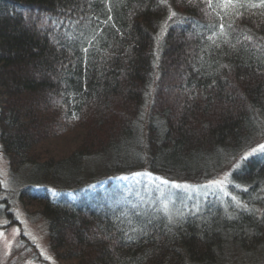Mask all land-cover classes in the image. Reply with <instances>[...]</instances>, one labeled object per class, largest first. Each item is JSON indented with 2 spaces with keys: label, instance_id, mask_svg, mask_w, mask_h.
Segmentation results:
<instances>
[{
  "label": "trees",
  "instance_id": "obj_1",
  "mask_svg": "<svg viewBox=\"0 0 264 264\" xmlns=\"http://www.w3.org/2000/svg\"><path fill=\"white\" fill-rule=\"evenodd\" d=\"M89 120L103 142L90 130L85 149L56 161L35 149L47 133ZM263 120L261 0H0V146L35 178L69 180L84 152L132 153L139 129L151 171L204 179ZM233 176L250 183L242 197L260 195L264 158ZM25 190L44 205L53 249L75 264H212L228 242L248 249L264 241V210L226 211L216 198L174 219V205L117 204L112 191L106 206L38 184Z\"/></svg>",
  "mask_w": 264,
  "mask_h": 264
},
{
  "label": "rangeland",
  "instance_id": "obj_2",
  "mask_svg": "<svg viewBox=\"0 0 264 264\" xmlns=\"http://www.w3.org/2000/svg\"><path fill=\"white\" fill-rule=\"evenodd\" d=\"M152 97L150 91L144 99V113L150 112ZM88 122H79L84 127L71 124L65 132L58 128L47 133L38 140L35 149L43 148L39 154L41 158L47 157L56 161L71 155L73 151L85 149L90 130L95 136L98 135L96 143L103 142L106 134L100 132V125L91 124V120ZM143 132L142 134L139 129L136 130L135 143L130 139L129 148L132 153L124 154L121 149L115 147H110L103 154L96 156L84 152L81 157L85 166L69 180L51 176L52 173L35 178L37 176L29 174V167L17 166L11 155L0 146V264L76 263L74 257L66 259L53 249L44 205L37 198L29 197L25 190L27 187L30 189L31 185L36 187L38 184L53 195L65 196L88 205L102 203V198L104 195L110 196V191L112 196L117 198V204L124 200L119 197L128 198L127 203L130 204H135L142 198L158 200L162 210L174 205L169 210V216L174 219L183 214L200 213L209 199H217L226 211L245 208L261 213L264 210V192L260 195L253 194V197L249 198L242 197L241 191L247 189L250 183L241 182L233 176L243 167L245 161L252 157L264 158V149L260 147L264 145V120L243 149L223 159L219 168L216 167L215 171L204 179L187 177V174L184 177L151 171L146 164L144 153L145 146L149 148L144 145L147 131ZM90 139L92 140L93 136H90ZM92 150L91 147L90 151ZM126 155L130 156L128 160L131 161L125 162ZM71 172L70 169L63 170V173L68 175ZM121 186L122 191H119ZM261 190L264 191V186ZM108 203L114 204V201ZM223 247L212 264H264V241L256 242L248 249L234 241L226 243Z\"/></svg>",
  "mask_w": 264,
  "mask_h": 264
},
{
  "label": "snow or ice",
  "instance_id": "obj_3",
  "mask_svg": "<svg viewBox=\"0 0 264 264\" xmlns=\"http://www.w3.org/2000/svg\"><path fill=\"white\" fill-rule=\"evenodd\" d=\"M162 2H163V0H162ZM261 5H264V0H261ZM256 6L257 5H251V7H256ZM175 15H176V13L172 12L171 15L169 16V19H171V17L175 16ZM221 27H223V26H221ZM260 147H261V149H264V145H261Z\"/></svg>",
  "mask_w": 264,
  "mask_h": 264
}]
</instances>
